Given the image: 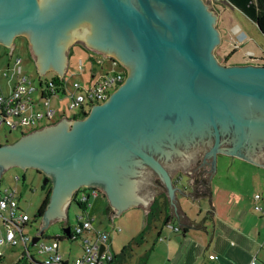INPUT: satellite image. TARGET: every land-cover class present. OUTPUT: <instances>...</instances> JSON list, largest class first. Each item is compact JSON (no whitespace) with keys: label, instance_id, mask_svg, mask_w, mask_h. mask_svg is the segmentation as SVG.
Here are the masks:
<instances>
[{"label":"water","instance_id":"1","mask_svg":"<svg viewBox=\"0 0 264 264\" xmlns=\"http://www.w3.org/2000/svg\"><path fill=\"white\" fill-rule=\"evenodd\" d=\"M214 18L203 0H0V43L10 49L24 35L37 72L62 76L73 38L125 69L86 111L0 144V171L32 166L51 183L29 244L64 220L77 187L102 189L110 216L146 212L152 194L164 193L177 217L176 170L189 181L202 157L212 171L218 152L264 165V63L219 62Z\"/></svg>","mask_w":264,"mask_h":264},{"label":"crops","instance_id":"2","mask_svg":"<svg viewBox=\"0 0 264 264\" xmlns=\"http://www.w3.org/2000/svg\"><path fill=\"white\" fill-rule=\"evenodd\" d=\"M261 55L264 54L259 56ZM242 62L247 61L242 60ZM225 63L233 62L227 61L226 58ZM98 70L101 69L91 64L86 79H89L92 73ZM224 155L226 154L224 153ZM257 165L261 168L264 167V165ZM170 178L172 183L179 187V190L174 194L175 210L178 216L176 217L173 206H170L168 202L166 213L169 216L166 222L157 221L151 228L153 236L146 247L151 242L152 246L148 250L144 264H246L252 256L254 257L253 264H264V213H259L254 208L256 202L264 206V172H211L209 176L208 174L204 176L205 193L195 195L191 193V180H187L188 172L176 170L170 174ZM244 178L249 182L252 191L243 185ZM254 192H258L260 197L254 198ZM187 193L190 195L189 197H194L199 203L196 205V209L186 208L183 198L187 196ZM203 199H208V202L211 203L203 205ZM93 207L96 214L92 211ZM136 209L134 214L144 215L142 209ZM89 213L92 216V228L94 229H106L105 221L109 222L110 228L117 226L113 223L115 214L110 216L112 207L106 198L103 200L102 195L93 200ZM125 218H128V214H125ZM56 219L62 220L63 218ZM140 219L137 217L135 220H128L124 225L125 230L122 232H120V226L116 230H109L111 232L108 234V240L113 252L118 250L112 248L113 240L115 238L121 240L118 246L125 243L124 241H128L142 226L143 222ZM73 221H68L65 215L61 229L62 226ZM43 227L40 229L41 233ZM56 234L60 235L61 233L53 235ZM90 234L91 232H88V235ZM80 235L82 233L71 239L66 238L71 242L62 245V247L57 239V249L66 264H72V258L81 250ZM146 238L144 234V240ZM209 253H213L215 256L208 257ZM125 264L132 263L128 260Z\"/></svg>","mask_w":264,"mask_h":264},{"label":"rangeland","instance_id":"3","mask_svg":"<svg viewBox=\"0 0 264 264\" xmlns=\"http://www.w3.org/2000/svg\"><path fill=\"white\" fill-rule=\"evenodd\" d=\"M203 1L207 4L208 8L212 9V11L215 12L213 25L216 28L218 39L216 44L212 48V53L214 54L216 59L222 63L226 62V58L227 61L233 63H240L242 62V60L255 63H264V55L259 56L260 54H264V35L257 28L254 21L248 18L237 7L227 4L225 0ZM22 38V36H19L18 38L14 39L10 49L9 46L0 43V67H4L6 63L11 64L15 57H19L21 71L30 76L33 84L36 85L39 79L51 78L52 76H54L56 74V71L51 68L41 73L37 72L35 68L34 58L29 54L28 46L26 44L27 40H22ZM72 40L73 41L70 43L72 52L67 59L66 70L64 72V81L66 82V86L69 88L71 87L70 82L72 80L79 81L81 85L86 84V77L88 76L90 66L92 64L91 57L93 53L91 51L94 50L95 52L104 53L88 47L80 38H73ZM8 51H10V54H8ZM223 53H227L228 57L224 58ZM105 54L110 55L107 53ZM78 57L81 59L80 68L76 66V60ZM103 63L105 66V59ZM3 82L4 76L0 75L1 85H3ZM38 90L39 87L33 89L30 92V96L33 98V100L37 99ZM68 97V95H60L56 93L52 94L49 98V103L55 110V117L57 116L58 111L61 110H64L63 113L66 116L77 112L76 106H72L67 110L64 108L65 101L68 100ZM34 107L42 108V105L41 103H34ZM83 107L85 108V110H87V105H83ZM55 117H53V119ZM19 134L20 130L18 128H11L9 130H6L5 127L0 125V144L17 138ZM214 172H264V167L261 168L257 164L246 161L237 156L232 157L227 154H218L215 161ZM207 174L208 172H194L191 177L190 183L192 181H194V183L197 182L199 176H201V178L204 180V176ZM42 178L43 174L36 171L32 166H25L21 168L17 164H10L0 171V189L3 187L14 189L19 208L28 215V219L25 220L26 223L23 224L22 227V230L26 232L28 236H31L37 230L40 216L34 215V212L45 190L51 186L49 179L42 183ZM243 181V185L246 187V189H250L252 191V188L250 187L247 179L244 178ZM79 189H81V186L79 187ZM100 193L104 200L106 196L103 193L102 189H100ZM88 198H90V196ZM90 200H92V198H90ZM183 201L186 205V208L192 207L193 209H196V205L199 204L194 197L192 198L189 196L183 198ZM209 202L208 199H206L203 201V205ZM135 210L137 209L125 208L120 213L114 215L113 223L117 226H120V232L125 230L124 225L128 220L132 221L138 217L141 218L140 221L142 220L141 222H143V215L141 213L139 215L134 214ZM92 211L94 214H96L94 207L92 208ZM65 212L67 220L73 221L75 220V216L82 212V209L71 198L66 205ZM125 214H128L127 219L125 218ZM61 223L62 220L60 219H54L48 222L42 229L41 237L51 236L55 233H61ZM105 223H107L106 230H110L109 222L105 221ZM110 232L111 231H109V233ZM152 236L153 234L151 229H148L145 233V237L147 238L140 244L134 245V247L132 248V259H134L137 254L141 253L142 250L145 249L144 247H146V245L150 242ZM120 241V239L116 238L113 240L111 245L114 250L119 249L120 246H118V243ZM27 242L28 240L26 241V244ZM69 242L71 241L64 237L58 239V243L61 247L62 245H65ZM28 247L30 249L34 248L33 245H30ZM0 249L4 254L2 264H5L10 261L16 260L19 254L22 252L23 247L20 243L13 246L1 244ZM44 255V252L34 251L32 252V259L40 261ZM129 262H131V260H129Z\"/></svg>","mask_w":264,"mask_h":264},{"label":"built area","instance_id":"4","mask_svg":"<svg viewBox=\"0 0 264 264\" xmlns=\"http://www.w3.org/2000/svg\"><path fill=\"white\" fill-rule=\"evenodd\" d=\"M91 62L93 66L101 70L92 73L85 85H81L77 80H72L69 88L64 81V73L57 80L42 78L36 85L33 84L30 76L21 71L19 57H15L11 64L7 63L0 68V75L4 76L3 85L0 83V125L6 130L18 128L20 132H25L64 115V110H61L55 117V110L49 103L51 95L56 93L69 96L65 101L64 108L66 110L72 106L77 107V112L69 116H77L79 112L86 111L83 105H87L88 109L91 103L102 100L122 80L125 69L110 55H106L105 66L103 57L98 54L92 55ZM76 66L81 67L79 57L76 60ZM37 87H39L37 99L33 100L30 92ZM34 103H41L42 108H35ZM53 117L55 118L53 119ZM89 196L92 200L88 198ZM97 196H101L100 189L93 186L81 189L77 187L70 196V199L72 198L83 212L76 215L75 220L68 224V233L72 238L82 233L79 236L81 250L72 258V264H105L111 256L112 250L108 240L109 230L92 228V216L89 213V208ZM253 197L259 198L260 194L254 192ZM254 208L257 212L264 213L262 204L256 202ZM26 219H28V215L19 208L14 189L1 188L0 245L13 246L20 243L23 247L20 254L25 257H32L34 251L44 252L45 255L37 264H66L57 249L56 239H44L40 236L32 244H29L30 236L22 230ZM110 229L116 230L118 226H112ZM88 232L91 234L88 235ZM99 244H102L101 250H98ZM30 245H33L34 248L30 249L28 247ZM214 256L213 253L208 254V257ZM3 257L4 254L0 249V264L3 263ZM14 261L5 264H15ZM253 263L254 257L252 256L246 264Z\"/></svg>","mask_w":264,"mask_h":264},{"label":"trees","instance_id":"5","mask_svg":"<svg viewBox=\"0 0 264 264\" xmlns=\"http://www.w3.org/2000/svg\"><path fill=\"white\" fill-rule=\"evenodd\" d=\"M227 4L231 6L237 7L242 13H244L248 18L252 19L256 22L258 29L264 35V0H225ZM72 52L71 44L68 46L66 54L70 55ZM227 53L224 54V58L227 57ZM54 80L58 79V76L55 74L51 77ZM196 183V184H195ZM193 187V193H205V185L203 184L198 189L197 182H195ZM49 187L45 190L37 208L35 209L34 215H39L41 210L43 209L45 202L48 197ZM168 200L164 193H155L153 194L151 201L147 207L146 212L143 215V223L142 226L138 229V231L125 243H123L120 248L111 252V256L106 260L105 264H125L128 260H132V264H144L145 259L148 253V250L152 246V242L142 250L141 253L137 254L134 259H132L133 251L132 248L134 245L140 244L144 241V234L148 229H151L155 222L164 223L168 218V214L166 213ZM64 227V226H62ZM68 238L72 237L69 235H65L63 232L61 234L51 235V236H43L44 239H59V238ZM153 241L155 238L153 237ZM29 259V260H28ZM15 264H37L38 261L32 259L31 256L25 257L22 254H19L17 259L14 261Z\"/></svg>","mask_w":264,"mask_h":264},{"label":"flooded vegetation","instance_id":"6","mask_svg":"<svg viewBox=\"0 0 264 264\" xmlns=\"http://www.w3.org/2000/svg\"><path fill=\"white\" fill-rule=\"evenodd\" d=\"M19 36H22L23 38H22V40H26V38H25V36L24 35H22V34H17V35H14L13 36V40L14 39H16V38H18ZM12 40V41H13ZM93 54H98V55H101L102 57H103V61H104V59L106 60V54L105 53H99V52H95L94 50L93 51H91ZM92 54V55H93ZM68 57L69 56H67V59H68ZM248 62V61H247ZM218 154H221V152H218V153H216V158H217V155ZM216 161V160H215ZM35 170L36 171H38V172H41L42 173V171H39V170H37L36 168H35ZM214 170H215V168L211 171V166H210V157L209 156H205V157H202L201 158V168H196L195 169V171L194 172H214ZM182 171V170H181ZM182 172H187V171H182ZM43 174V173H42ZM204 184V180L201 178V176H199V179H197V186H198V189L200 188V186H202ZM193 185H194V181H192L191 183H190V188H191V193L193 194V195H195V193H193V189H194V187H193ZM205 185V184H204ZM98 197V196H97Z\"/></svg>","mask_w":264,"mask_h":264}]
</instances>
